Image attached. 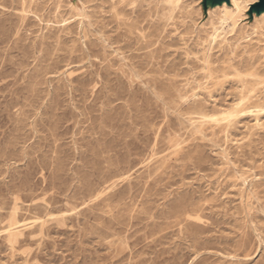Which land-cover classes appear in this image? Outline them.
<instances>
[{
    "label": "rangeland",
    "instance_id": "rangeland-1",
    "mask_svg": "<svg viewBox=\"0 0 264 264\" xmlns=\"http://www.w3.org/2000/svg\"><path fill=\"white\" fill-rule=\"evenodd\" d=\"M254 1L0 0V264H264Z\"/></svg>",
    "mask_w": 264,
    "mask_h": 264
},
{
    "label": "bare ground",
    "instance_id": "bare-ground-1",
    "mask_svg": "<svg viewBox=\"0 0 264 264\" xmlns=\"http://www.w3.org/2000/svg\"><path fill=\"white\" fill-rule=\"evenodd\" d=\"M180 1V0H179ZM228 2V0H222V3L223 2ZM258 0H255L254 1V4H255V2H257ZM231 2H232V4H233V6L234 7H236V9H238L239 10V8H240V5H239V0H231ZM246 2V1H245ZM161 4V3H160ZM216 5H221V4H216ZM215 5V6H216ZM251 5V4H250ZM176 7V6H175ZM177 7H178V5H177ZM217 7V6H216ZM157 10V9H156ZM187 11V10H186ZM178 13V12H177ZM187 13H188V11H187ZM263 13V12H262ZM184 14V13H183ZM261 14V13H260ZM165 15V14H164ZM259 15V14H258ZM263 15H264V13H263ZM175 17V16H174ZM173 18V17H172ZM190 20V19H189ZM193 20V19H192ZM261 20V19H260ZM173 21V20H172ZM185 21V20H184ZM240 21H242V20H240ZM239 22V21H238ZM171 23V22H170ZM264 23V22H263ZM179 24V23H178ZM169 25H171V24H169ZM233 25V24H232ZM229 26V25H228ZM139 27V26H138ZM141 29V28H140ZM212 29V28H211ZM231 29V28H230ZM213 30H214V28H213ZM219 30V29H218ZM257 31V30H256ZM261 31V30H260ZM215 34V33H214ZM213 38V37H212ZM215 39V38H214ZM213 39V40H214ZM212 41V40H211ZM210 41V42H211ZM209 46V45H208ZM211 47V46H210ZM208 48V47H207ZM209 49V48H208ZM213 49V48H212ZM207 50V49H206ZM210 51H212V50H210ZM206 53V52H205ZM209 53V52H208ZM201 57H203V56H201ZM206 57H207V55H206ZM202 59V58H201ZM207 61H209V60H207ZM209 63V62H208ZM222 64V63H221ZM201 65V64H200ZM207 65V64H206ZM209 65V64H208ZM205 66V65H204ZM199 67V66H198ZM201 68V67H200ZM205 68H206V66H205ZM220 68V67H219ZM222 68V67H221ZM227 68V67H226ZM224 69V68H223ZM220 70V69H219ZM204 71V70H203ZM204 73H206V72H204ZM209 73V72H208ZM202 74H203V72H202ZM211 74V73H210ZM206 76V75H205ZM194 88H196V87H194ZM194 91V90H193ZM192 92V91H191ZM244 93V92H243ZM193 94V93H192ZM245 94V93H244ZM195 95V94H194ZM196 96V95H195ZM247 96V95H246ZM244 97V96H243ZM189 98H191V97H189ZM195 98V97H194ZM241 98V97H240ZM196 99V98H195ZM241 100V99H240ZM247 104V103H246ZM250 104V103H249ZM238 105V104H237ZM243 105H245V104H243ZM201 106V105H200ZM196 107V106H195ZM201 108V107H200ZM193 110H195V108L193 109ZM192 110V111H193ZM237 111V110H236ZM238 112V111H237ZM259 112H261V111H259ZM251 113V112H250ZM264 113V112H263ZM199 114H200V110H199ZM202 114V113H201ZM245 114H248V113H245ZM204 115V114H203ZM203 119V118H202ZM5 230V229H4ZM13 231V230H12ZM5 235V234H4Z\"/></svg>",
    "mask_w": 264,
    "mask_h": 264
}]
</instances>
